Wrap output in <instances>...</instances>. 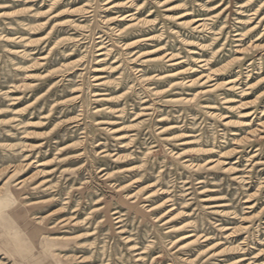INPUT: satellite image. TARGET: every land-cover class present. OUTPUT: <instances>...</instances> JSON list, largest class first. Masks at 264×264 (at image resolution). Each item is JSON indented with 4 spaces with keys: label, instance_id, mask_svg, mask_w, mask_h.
<instances>
[{
    "label": "rangeland",
    "instance_id": "374dc122",
    "mask_svg": "<svg viewBox=\"0 0 264 264\" xmlns=\"http://www.w3.org/2000/svg\"><path fill=\"white\" fill-rule=\"evenodd\" d=\"M0 264H264V0H0Z\"/></svg>",
    "mask_w": 264,
    "mask_h": 264
},
{
    "label": "bare ground",
    "instance_id": "6f19581e",
    "mask_svg": "<svg viewBox=\"0 0 264 264\" xmlns=\"http://www.w3.org/2000/svg\"><path fill=\"white\" fill-rule=\"evenodd\" d=\"M133 17V16H132ZM207 76V75H206ZM208 77V76H207ZM192 81V80H191Z\"/></svg>",
    "mask_w": 264,
    "mask_h": 264
}]
</instances>
